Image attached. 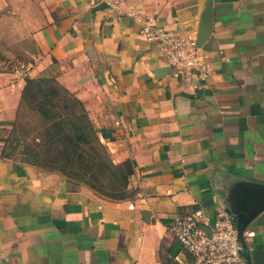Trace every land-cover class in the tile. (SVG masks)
Listing matches in <instances>:
<instances>
[{
	"label": "crops",
	"instance_id": "obj_1",
	"mask_svg": "<svg viewBox=\"0 0 264 264\" xmlns=\"http://www.w3.org/2000/svg\"><path fill=\"white\" fill-rule=\"evenodd\" d=\"M209 1L208 74L187 79L139 30L197 36ZM14 3L36 52L0 68V264H189L169 227L196 209L255 211L243 254L264 264V0H0V16ZM26 76L54 78L112 161H131L126 199L1 156Z\"/></svg>",
	"mask_w": 264,
	"mask_h": 264
},
{
	"label": "trees",
	"instance_id": "obj_2",
	"mask_svg": "<svg viewBox=\"0 0 264 264\" xmlns=\"http://www.w3.org/2000/svg\"><path fill=\"white\" fill-rule=\"evenodd\" d=\"M47 80H52L56 86H47ZM36 98L44 104L41 128L49 154L48 162L43 161L32 145L19 140L15 120L4 139L1 156H19L26 164L56 171L110 200L126 199L129 178L134 170L131 161L125 160L121 164L112 161L82 102L54 78L26 76L17 115L23 102Z\"/></svg>",
	"mask_w": 264,
	"mask_h": 264
},
{
	"label": "built area",
	"instance_id": "obj_3",
	"mask_svg": "<svg viewBox=\"0 0 264 264\" xmlns=\"http://www.w3.org/2000/svg\"><path fill=\"white\" fill-rule=\"evenodd\" d=\"M112 7L121 13L118 3ZM139 34L158 44L168 65L176 75L204 81L208 65L199 53L196 36L180 34L150 21ZM173 237L191 256L189 264H249L233 216L225 211L214 214L196 209L188 215H176L170 224ZM208 229V231L206 230Z\"/></svg>",
	"mask_w": 264,
	"mask_h": 264
},
{
	"label": "rangeland",
	"instance_id": "obj_4",
	"mask_svg": "<svg viewBox=\"0 0 264 264\" xmlns=\"http://www.w3.org/2000/svg\"><path fill=\"white\" fill-rule=\"evenodd\" d=\"M12 8L13 14L0 16V68L16 69L20 67L25 70L29 63L33 61L32 55L36 52V49L33 43L28 42V38L23 41L21 39L23 33L24 36L29 34L26 28L34 17L30 16L28 19L25 16H18L15 12L17 11L15 3ZM20 26L25 27L23 33L18 30ZM18 43H23V47L18 48ZM48 85L56 86V83L47 80ZM43 110L44 104L41 103L40 98H36L35 101L23 102L15 119L14 128L17 131L19 140L32 145L42 156L43 161L47 163L49 154L47 153V146L43 143L44 132L41 128Z\"/></svg>",
	"mask_w": 264,
	"mask_h": 264
},
{
	"label": "water",
	"instance_id": "obj_5",
	"mask_svg": "<svg viewBox=\"0 0 264 264\" xmlns=\"http://www.w3.org/2000/svg\"><path fill=\"white\" fill-rule=\"evenodd\" d=\"M106 4L104 2L100 3L96 9H101L103 7H105ZM200 29L197 33L196 36V42L198 47H201L202 44L204 43V41L207 39L209 33H210V29H211V2L209 1L208 4L206 5L201 17H200ZM256 214L255 211L244 215V214H237V215H232L235 223H236V227L239 233L240 238L242 239V234H243V230L246 227L247 223L251 220V218H253V216ZM208 231V229H206Z\"/></svg>",
	"mask_w": 264,
	"mask_h": 264
}]
</instances>
